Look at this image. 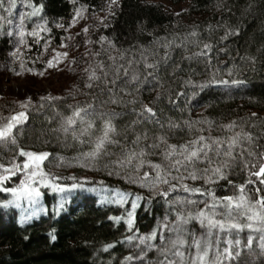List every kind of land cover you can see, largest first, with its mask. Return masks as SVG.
I'll return each mask as SVG.
<instances>
[{"label": "trees", "instance_id": "obj_1", "mask_svg": "<svg viewBox=\"0 0 264 264\" xmlns=\"http://www.w3.org/2000/svg\"><path fill=\"white\" fill-rule=\"evenodd\" d=\"M170 1L188 3L181 12L171 10L160 0H118L111 9L110 0H15L11 17L0 9V16L4 17L0 20V71L46 72L51 68L47 62L64 52L68 53L67 58L59 57L61 62L54 63L70 69L66 70L67 86L48 96L34 94L26 108H22L21 103L27 101L0 94V124L21 111L28 116L27 121L14 130L15 145L0 142V164L22 163L20 149L48 152L51 155L42 167L50 180L59 185L85 187L75 192L66 209L41 212L32 219L24 216L22 205L4 207L11 200V193L0 191V264H157L159 254L155 250L149 251L144 261L135 259L143 245H139L138 238L129 242L127 237L146 236L166 221L174 223L177 211L195 214L204 208L201 201L205 198L192 197L198 201L195 205L170 206L167 201L188 194L178 190L170 193L166 201L156 192L141 187L139 182H129L125 177L136 173L131 168L118 167L117 161L123 152L134 147L137 151L146 148L147 159L160 163L167 144H187L200 135L227 139L241 131L251 133L252 150L264 152V0ZM41 4L43 9L39 15H29L32 11L29 5ZM8 6L6 0L4 7ZM77 10L81 16L76 20L82 19L83 23L76 30L73 18ZM22 16V29L26 33L24 43L18 35ZM8 19L11 24L7 23ZM45 22L50 32H39V37L30 35ZM86 27L88 32L84 33ZM9 31L12 36L7 35ZM193 32L195 36L191 35ZM205 44L212 46L210 54L198 55L204 51ZM13 52L16 55H12ZM144 58L147 63L156 64L157 70L146 69ZM100 64L109 71V80L113 68L123 65L128 69V76L121 70L113 89L114 98L122 99V103L110 102L113 97L102 82H93L92 88L86 87L90 70L95 68L99 74ZM150 71L153 76H148V82L142 86L130 80L135 73L143 81ZM222 80L229 83H219ZM233 80L242 83L235 85L231 83ZM200 85L205 86L201 88ZM42 97L60 99L49 101ZM131 100L137 103H129ZM92 103L96 107L91 118L94 128L87 135H81L84 126L78 124L77 138L71 131L65 133L62 126L65 118L72 115L73 108ZM141 104L153 107L164 127L141 120L138 116ZM111 113L117 114L112 123L117 130L113 138L118 144L108 145L106 154L92 161L86 154L93 150L95 139L102 135L104 122ZM233 121L237 124L234 130L224 127ZM169 123L179 127L169 128ZM144 133L147 139L134 145L136 136ZM159 137H164L166 143H160ZM152 144H159V147H147ZM210 156L216 163L215 154L210 153ZM208 166L207 163L198 165L200 168ZM148 170L145 167L141 174ZM21 179L23 173H18L4 187H16ZM248 179L243 165L237 164L227 174V179L216 184H205L203 180L185 183L190 187L210 189L217 197L239 196V185H246L245 194L254 199L253 185L246 184ZM44 191L50 203L55 193L49 187ZM121 195L123 203L118 202ZM137 195L144 199L135 209L129 230L125 221ZM207 200L211 202L210 197ZM109 217L123 219L117 224ZM237 222L252 223L253 229L233 230L231 236L213 230L210 239H218L221 249L229 239L241 241V255L231 264H264V249L260 247L264 242L262 225L248 221L242 214ZM52 235L56 236L54 241ZM164 235L165 243L176 238L166 230ZM193 236L209 238L207 227L192 220L182 237L190 246ZM249 238L252 239L251 250L244 247ZM154 243L160 244L159 233ZM109 244L114 247L105 251ZM185 251L186 255L188 251L194 254L195 249L189 247ZM129 256L134 257L132 263L126 259Z\"/></svg>", "mask_w": 264, "mask_h": 264}, {"label": "snow or ice", "instance_id": "obj_2", "mask_svg": "<svg viewBox=\"0 0 264 264\" xmlns=\"http://www.w3.org/2000/svg\"><path fill=\"white\" fill-rule=\"evenodd\" d=\"M6 0H0V9L8 14L9 17L12 15V9L16 7L15 0H8V7L5 8ZM118 0H110L109 9L112 5H117ZM32 8V11L29 13L31 16L39 15L43 9V5H29ZM114 14V13H112ZM81 16L80 10H77L76 16L73 18V24L76 19ZM0 20H4L3 16H0ZM8 24H11V19H8ZM103 23V21H101ZM23 16L21 17V30L18 32L20 36L21 43H24L23 37L26 33L22 29ZM58 27H63V25H57ZM2 28V25H0ZM50 32L51 30L46 27V22L44 25H38L36 30H33L30 35L33 37H39V32ZM84 33L88 32V28L83 29ZM237 34V33H232ZM8 36H12L13 33L9 31ZM191 35L195 36L196 33L193 32ZM226 38V37H225ZM102 40L106 39L101 37ZM39 39H37V43ZM91 41H89L90 43ZM61 47H67L66 44H61ZM211 45L205 44L203 46L204 51L198 53V55L208 56L211 52ZM47 45H45V50ZM19 51V49H17ZM12 55H16V52H13ZM68 53H57L56 56H53L48 62V67H55L56 62L59 61V57L67 58ZM115 61V58H111ZM145 60V68L151 69L153 71L157 70L156 64L147 63V58ZM74 63V61H73ZM23 68V65H21ZM99 74L95 68L90 70L88 80L89 83L86 84V87L92 88L95 82L96 84L103 83L104 86L108 89L111 99V103H122L123 100L114 98L116 96L114 87L117 84L121 70L123 74L128 76V69L124 68L123 65L115 67L112 69L113 76L109 80V71L106 70L103 64L98 65ZM32 71V69H28ZM85 71H89L85 69ZM153 71L147 73V76L143 81L140 80V77L137 74H133L130 77L131 81H136L142 86L144 83H147V77L153 76ZM19 74V73H17ZM43 75V72L38 73ZM154 80L158 79L153 77ZM213 82H215L213 80ZM219 83L227 85L229 82L226 80L219 81ZM232 84L238 85L242 83L239 80H233ZM159 86V85H158ZM205 85H200L203 88ZM121 91H123L121 89ZM130 95V93H129ZM179 95H183L180 93ZM42 100L48 99L49 101L53 99H60L59 97H47L41 98ZM159 99V97H158ZM31 103V98L27 103H21L22 108H26L28 104ZM129 103H137L136 100H131ZM72 107V106H69ZM96 113L95 104H87L86 106H79L73 108L72 115L68 116L64 120L63 131L65 133L71 131L74 138L76 137V127L77 125L84 126L81 129V135H87L91 129L94 128L93 119H91ZM116 113L109 114V118L105 120L102 135L98 136L95 139L93 150L90 153H87L86 156L94 161L102 154H106L108 145L118 144V141L113 138L117 134V130L112 123V119L116 116ZM138 116L141 120L146 122H156L160 124L157 111L148 105L141 104V110L138 113ZM252 116L255 117L256 113H252ZM28 119L27 113L24 111L18 112L15 115H12L6 118V123L0 124V142H10L11 144H16V137L14 135V130L19 126L25 123ZM188 124V122H185ZM201 123L211 124V121H202ZM161 127H164L163 124H160ZM191 127V124H188ZM169 128H178L179 125L169 123ZM229 131L234 130L237 127L235 121L224 126ZM147 139V133L142 135H137L136 139L133 141V144L138 146L142 140ZM160 143H166L164 137H159ZM83 142V141H81ZM245 144L248 147H245ZM253 144V137L251 133L247 132H236L234 135L228 137L227 139L213 138L211 136L200 135L196 139L189 141L187 144L175 145L167 144L166 150L162 153L163 160L160 163L153 162L150 159H147L149 153L146 148H140L139 151L136 148L128 149L123 152V156L120 160L117 161V165L120 168H131L136 175L126 176L131 183L139 182L141 187L148 188L150 191L156 192L157 195L161 196L167 201V197L170 193L176 191H183L187 193L186 197H176L173 201H167L170 206L172 204H181V205H195L198 203L196 199L192 197H204L205 200L201 201L204 203V208L199 209L195 214L192 212H180L177 211L175 222L169 223L164 222L162 225H158L149 235L138 236V237H127L129 242H132L134 239L139 240V245H143L141 252L135 257L140 261H144L147 253L149 251L155 250L159 256L157 264H231V262L241 255L242 248L241 241L239 239L233 241L231 239L227 240L226 246L221 249L220 241L217 239L213 241L210 239L213 230H218L219 233H225L228 236H231L233 230L237 232L243 231L245 227L248 229H253L252 223L241 224L237 222L241 214L247 218L248 221H256L262 225V230H264V195L261 193L264 192V152H257L251 149ZM151 149H156L159 147V144H152L147 146ZM210 153H214L216 157V163H213L212 156ZM19 155L24 159V162L17 163L15 161L10 162L8 166L0 164V191L11 193L13 200L7 201L3 206L8 207L9 205L15 204L17 207L20 206L19 202L27 198L29 202L38 199L42 193L38 187H35L37 183L44 185L45 187H51L54 191H64L65 189L54 183L48 178L49 174L43 171V163L51 155L48 152L37 153L32 151H25L23 149L19 150ZM222 157V159H221ZM207 163L208 167L200 168L198 165ZM241 164L244 169L248 172L249 179L246 181V184L253 185L252 192L255 194V198H250L245 194L246 185H239V196H222L217 197L215 192L202 187H190L185 181H197L203 180L205 184H216L219 180L227 179V174L230 172L234 165ZM147 167L148 171L141 170ZM18 173H23V179L20 180V183L16 187H4V185L16 177ZM109 175H112V172H109ZM252 177L256 179L253 180ZM39 178V180H37ZM54 179H59V177H54ZM74 179V178H73ZM231 183V181H229ZM162 185L167 186L166 189L161 188ZM80 185L73 184L72 187L76 188ZM211 198V202L207 198ZM144 198L137 195L135 201L132 203V210L128 213L126 219V224L129 226V230L134 222V213L135 209L138 207L139 202ZM120 203L124 202L123 195L120 196ZM109 219L115 221L117 224L120 222L123 217H109ZM196 220L202 227H207L208 237L196 238L193 236L192 243L189 246L188 241L182 237V234L186 231V226L192 221ZM23 222V220L21 221ZM169 231L175 234V239H169L165 243L164 231ZM159 233L160 244L157 245L154 242L157 239ZM51 239L54 241L56 239L55 235L51 236ZM236 246V251L233 252V246ZM114 247V245H107L105 251L108 248ZM194 248V254L191 251L187 252L186 248ZM247 249L251 250L252 239L249 238L244 245ZM260 247L264 249V242L261 243ZM210 253L212 258L209 259ZM131 261L134 257L129 256L126 258ZM151 264V262H149Z\"/></svg>", "mask_w": 264, "mask_h": 264}, {"label": "rangeland", "instance_id": "obj_3", "mask_svg": "<svg viewBox=\"0 0 264 264\" xmlns=\"http://www.w3.org/2000/svg\"><path fill=\"white\" fill-rule=\"evenodd\" d=\"M164 2L171 10L175 12H181L186 9L188 1H182L174 3L170 0H160ZM100 15V14H99ZM83 23L82 19L75 21L73 28L79 29ZM69 66L63 67L56 64L55 67H51L48 71L43 72V75H39L38 72H24V73H10L7 70L0 71V94L3 96H11L19 100L28 101L34 94L39 93L45 96L51 94L52 91H56L60 88H64L68 84L67 71ZM25 159V158H24ZM22 160V163L24 162ZM21 163V164H22ZM39 180V178H37ZM59 185V184H58ZM38 187L42 195L34 201L29 202L27 198L22 199L19 204L24 206V216L32 219L37 217L38 214L46 213L48 210L61 211L66 209L71 203L72 197L75 192L85 187L80 185L79 187L73 188L72 185H60L64 191H54L51 187V191L55 193V198H51V202L48 203L44 185L37 183L34 185ZM11 200L13 196L11 194ZM131 262V261H130ZM132 263V262H131Z\"/></svg>", "mask_w": 264, "mask_h": 264}]
</instances>
